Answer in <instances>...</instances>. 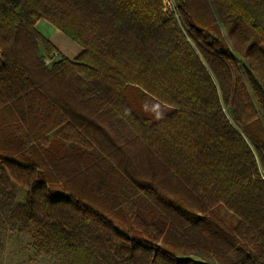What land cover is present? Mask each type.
<instances>
[{
    "label": "trees",
    "instance_id": "obj_1",
    "mask_svg": "<svg viewBox=\"0 0 264 264\" xmlns=\"http://www.w3.org/2000/svg\"><path fill=\"white\" fill-rule=\"evenodd\" d=\"M166 7L0 0V247L18 233L59 264H264V0Z\"/></svg>",
    "mask_w": 264,
    "mask_h": 264
},
{
    "label": "rangeland",
    "instance_id": "obj_2",
    "mask_svg": "<svg viewBox=\"0 0 264 264\" xmlns=\"http://www.w3.org/2000/svg\"><path fill=\"white\" fill-rule=\"evenodd\" d=\"M48 27L54 29V26L45 19H41L37 23V29L42 34L50 37L51 33L48 32ZM223 33L227 36L224 30ZM42 51L44 52L43 47ZM1 62L2 58L0 56ZM15 188L18 191V201L25 202L27 190L20 185H15ZM219 213L228 221H235L234 217L226 210L220 209ZM60 262L61 258L55 251L50 254H36L27 234L9 233L4 246L0 247V264H59Z\"/></svg>",
    "mask_w": 264,
    "mask_h": 264
},
{
    "label": "crops",
    "instance_id": "obj_3",
    "mask_svg": "<svg viewBox=\"0 0 264 264\" xmlns=\"http://www.w3.org/2000/svg\"><path fill=\"white\" fill-rule=\"evenodd\" d=\"M48 32L51 33L50 37H47L44 34L43 35L55 45L57 50L62 55L73 59L82 52V47L79 44L71 40L67 35H65L61 30H59L55 26L54 29L48 27Z\"/></svg>",
    "mask_w": 264,
    "mask_h": 264
},
{
    "label": "built area",
    "instance_id": "obj_4",
    "mask_svg": "<svg viewBox=\"0 0 264 264\" xmlns=\"http://www.w3.org/2000/svg\"><path fill=\"white\" fill-rule=\"evenodd\" d=\"M163 1H164L165 5L167 6L166 9L167 10H170V8L173 5L174 0H167V1L166 0H163Z\"/></svg>",
    "mask_w": 264,
    "mask_h": 264
}]
</instances>
